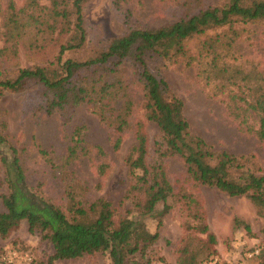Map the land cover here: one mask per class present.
Segmentation results:
<instances>
[{
    "label": "trees",
    "instance_id": "trees-1",
    "mask_svg": "<svg viewBox=\"0 0 264 264\" xmlns=\"http://www.w3.org/2000/svg\"><path fill=\"white\" fill-rule=\"evenodd\" d=\"M89 1L48 0L44 5L41 0H25V5L10 17L0 13V60L14 62L18 60L19 50L33 51L32 36L39 20L56 36L36 52L43 54L51 43L58 44L51 62L17 67L12 77L0 72V94L35 80L43 98L44 113H57L65 126L78 107L87 105L119 134L114 143V148L119 149L120 135L130 128L133 110L122 70L128 64L143 88V119L157 126L162 139L155 149V162L149 163L144 122L135 123V143L125 157L132 178L130 195L134 206L142 214H151L162 203L160 214L168 212L167 204L176 199V194L167 177L165 161L179 157L188 185L248 198L257 208V214L264 218V171L252 156L215 152L191 132L182 101L167 83L161 67L155 65L183 63L195 68L210 94L225 99L228 113L242 128L251 130L250 119L257 123L254 134L264 142V71L253 61L243 59L238 50L249 34L248 26L264 23V0H227L221 6H202V0H184L183 12L176 21L115 37L92 59L65 58L67 51L81 47L86 40L83 11ZM114 3L118 7L119 3ZM130 17L129 12L124 15L127 21ZM83 131V127L73 129L60 160L61 168L72 165L82 155ZM5 145L6 137L0 132V150ZM40 154L55 167L44 151ZM0 167L6 189L5 193L0 192V238L6 239L25 221L29 232L39 231L51 244L53 254L48 264L96 252H108L112 264H126V257L145 250L159 237L161 221L157 231L151 233L139 219H124L116 225L111 204L104 198L83 204L66 170L62 208L28 186L17 149L11 147L9 153L0 151ZM181 198L185 205L197 201L190 195ZM193 216L199 220L198 224L187 225L186 229L207 234L203 213L195 212ZM244 228L248 231L249 225L244 224ZM208 237L213 239V234L208 233ZM187 254L188 250L182 249L177 263L198 264L195 257ZM257 255L259 250L254 249L248 258ZM214 257L208 256L199 264ZM35 263L38 264L36 257Z\"/></svg>",
    "mask_w": 264,
    "mask_h": 264
},
{
    "label": "rangeland",
    "instance_id": "rangeland-1",
    "mask_svg": "<svg viewBox=\"0 0 264 264\" xmlns=\"http://www.w3.org/2000/svg\"><path fill=\"white\" fill-rule=\"evenodd\" d=\"M115 1L119 3L118 7L114 5ZM183 1L90 0L83 11L86 40L81 47L67 51L64 57L86 61L104 51L115 37L176 21L183 12ZM226 2L202 0L201 5L221 6ZM41 3L47 5L48 0H41ZM24 5L25 0H0V13L10 17ZM127 12L131 14L129 21L124 19ZM248 29L249 34L238 50L243 59L253 61L258 69L264 71V23L257 22L249 25ZM55 36L42 21H37L31 42L33 51L19 50L18 60L14 62L0 60V72L12 77L17 67L27 68L53 61L58 44L51 43L43 54L36 51ZM155 65L161 67L167 83L182 101L183 114L191 132L200 136L215 152L252 156L264 171V142L254 134L257 128L255 121L249 120L250 131L242 128L238 120L228 113L225 99L210 94L195 68L183 63ZM122 70L126 79V95L133 103V110L130 128L120 135L122 143L119 149L114 148L119 134L87 105L78 107L71 122L65 126L57 113H44L41 92L35 80H29L10 92L0 94V132L6 137V145L0 151L9 153V148L17 149L28 186L62 208L65 206L63 172L66 170L67 178L73 179L81 202L89 205L98 198H104L111 204L116 225L124 219H139L149 232L154 233L161 221L158 239L145 250L126 257V264H178L177 259L184 248L188 250L187 256L195 257L198 264L211 255L221 264H263L264 218L257 214L255 205L245 197H230L214 188L188 185L185 167L179 157L165 161L166 174L176 194V199L169 200L167 204L168 212L160 214L162 203H158L151 214H142L134 206L130 195L132 178L128 175L125 157L135 143V123L144 122L149 163L155 162V149L162 139L157 126L143 119L142 85L135 80L128 64ZM76 127L84 128L83 153L72 165L61 168V157ZM40 151L52 158L54 168L43 159ZM2 175L0 167V192L5 193ZM182 195H190L197 201L185 205ZM195 212L203 213L204 224L208 233L213 234V239L208 237V233L186 229L187 225L198 224L199 220L193 216ZM244 224L249 225L248 231ZM12 246L31 250L38 264H48V258L53 254L51 244L39 231L29 232L25 221L6 239L0 238V253ZM254 249L259 250V255L248 258ZM53 264H112V261L108 252H96L76 259L54 261Z\"/></svg>",
    "mask_w": 264,
    "mask_h": 264
},
{
    "label": "built area",
    "instance_id": "built-area-1",
    "mask_svg": "<svg viewBox=\"0 0 264 264\" xmlns=\"http://www.w3.org/2000/svg\"><path fill=\"white\" fill-rule=\"evenodd\" d=\"M0 264H36L31 250L23 247H8L0 253ZM151 264H163L153 262ZM202 264H221L217 258H211Z\"/></svg>",
    "mask_w": 264,
    "mask_h": 264
}]
</instances>
